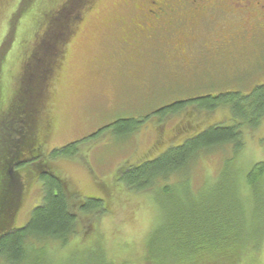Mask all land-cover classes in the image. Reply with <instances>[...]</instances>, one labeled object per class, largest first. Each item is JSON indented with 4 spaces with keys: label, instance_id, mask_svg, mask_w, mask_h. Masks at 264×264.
<instances>
[{
    "label": "rangeland",
    "instance_id": "374dc122",
    "mask_svg": "<svg viewBox=\"0 0 264 264\" xmlns=\"http://www.w3.org/2000/svg\"><path fill=\"white\" fill-rule=\"evenodd\" d=\"M138 2L141 0H91L78 11L73 32L60 53L61 64L51 80L50 100L38 119L37 126L46 134L40 133L43 153L80 140L74 156L57 157L52 165L77 196L99 198L105 205L101 213L72 207L78 232L53 251L54 264H145V241L160 219V210L149 192L127 189L119 172L157 157L211 124L229 122L225 108L197 109L196 98L220 90L245 93L264 83V29L257 32L255 53L248 47L239 61L220 64L217 75L208 60L209 56L215 59L210 53H201L189 65H174L175 57L187 55H175L165 47L176 45L173 36L135 33L134 27L141 21L136 15ZM12 9L13 1L1 5L0 27L7 23ZM160 44L167 51L163 58L156 50ZM10 69L5 66L4 74ZM128 118L140 120L133 133L105 127ZM262 139L264 121L245 131V147L236 164L242 168V176L251 164L264 161ZM220 165L216 155L201 157L193 175L200 182L205 177L213 179ZM20 171L26 181L14 218L16 228L26 224L41 201L36 173L31 167ZM225 250L202 261L264 264V237L258 245L250 243L233 250V256L224 254Z\"/></svg>",
    "mask_w": 264,
    "mask_h": 264
},
{
    "label": "trees",
    "instance_id": "16d2710c",
    "mask_svg": "<svg viewBox=\"0 0 264 264\" xmlns=\"http://www.w3.org/2000/svg\"><path fill=\"white\" fill-rule=\"evenodd\" d=\"M12 1L7 23L0 27L4 49L0 54V264H54L53 251L78 232L72 207L105 211L101 199L77 196L52 165L57 157L74 156L80 140L46 154L40 148V133L46 134L37 126L51 97L60 53L73 32V18L91 0H0V8ZM255 45L249 52L255 53ZM221 60L212 63L217 75L220 64L234 61ZM5 66L11 68L6 75ZM193 102L206 111L225 108L229 122L211 124L157 157L119 172L127 189L149 192L160 210V219L145 241V264H206L202 258L211 259L225 249L224 254L233 256V250L258 245L264 237V161L251 164L243 176L236 166L245 147V131L264 121V83L245 93L220 90ZM139 122L118 119L105 127L133 133ZM208 155L218 156L221 165L213 179L200 182L193 175L194 166ZM30 167L40 181L41 201L26 224L16 228L14 218L27 175L20 170Z\"/></svg>",
    "mask_w": 264,
    "mask_h": 264
},
{
    "label": "flooded vegetation",
    "instance_id": "af4514ba",
    "mask_svg": "<svg viewBox=\"0 0 264 264\" xmlns=\"http://www.w3.org/2000/svg\"><path fill=\"white\" fill-rule=\"evenodd\" d=\"M136 11L141 21L135 33L173 36L176 45L165 47L187 55L175 57L174 65H189L201 53H210L214 64L238 60L239 52L254 46L257 32L264 29V0H141ZM156 50L162 58L167 54L161 44Z\"/></svg>",
    "mask_w": 264,
    "mask_h": 264
},
{
    "label": "snow or ice",
    "instance_id": "6c2138e0",
    "mask_svg": "<svg viewBox=\"0 0 264 264\" xmlns=\"http://www.w3.org/2000/svg\"><path fill=\"white\" fill-rule=\"evenodd\" d=\"M3 45V42L2 41H0V46H2ZM3 47H0V54H3Z\"/></svg>",
    "mask_w": 264,
    "mask_h": 264
}]
</instances>
